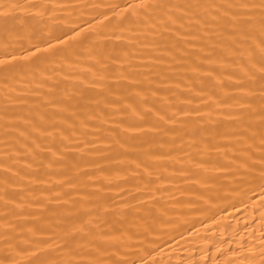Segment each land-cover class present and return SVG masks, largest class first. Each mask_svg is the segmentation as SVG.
<instances>
[{"label": "bare ground", "instance_id": "obj_1", "mask_svg": "<svg viewBox=\"0 0 264 264\" xmlns=\"http://www.w3.org/2000/svg\"><path fill=\"white\" fill-rule=\"evenodd\" d=\"M0 264H264V0H0Z\"/></svg>", "mask_w": 264, "mask_h": 264}]
</instances>
